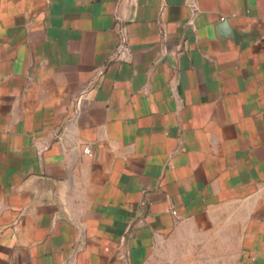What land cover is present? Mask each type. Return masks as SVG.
<instances>
[{"label":"crops","instance_id":"0c3cea01","mask_svg":"<svg viewBox=\"0 0 264 264\" xmlns=\"http://www.w3.org/2000/svg\"><path fill=\"white\" fill-rule=\"evenodd\" d=\"M0 264H264V0H0Z\"/></svg>","mask_w":264,"mask_h":264},{"label":"built area","instance_id":"2783aa9c","mask_svg":"<svg viewBox=\"0 0 264 264\" xmlns=\"http://www.w3.org/2000/svg\"><path fill=\"white\" fill-rule=\"evenodd\" d=\"M83 153H85V154H90V149L89 148H84L83 149Z\"/></svg>","mask_w":264,"mask_h":264}]
</instances>
